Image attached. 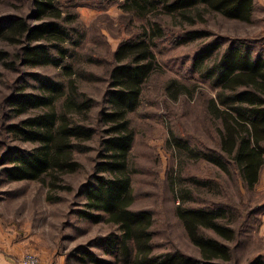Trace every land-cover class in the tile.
Here are the masks:
<instances>
[{"label":"trees","instance_id":"obj_1","mask_svg":"<svg viewBox=\"0 0 264 264\" xmlns=\"http://www.w3.org/2000/svg\"><path fill=\"white\" fill-rule=\"evenodd\" d=\"M59 3L30 0L28 12L0 15L1 67L16 73L23 72L21 68H59L56 77L28 73L26 77L31 74L38 80L34 86L38 91L28 90L29 83H22L4 98L1 125L5 133L0 148H9L7 139L19 143L4 149L3 155L0 152L4 175L13 181H36L47 188L48 200H56L58 192L72 190L66 176L83 167L79 151L92 149L91 172L75 193L77 198L83 197L78 215L91 223L110 226L99 244L112 260L87 253L91 261L232 264L238 234L253 214V207L242 213L240 206L225 198L187 206L183 202L189 193L179 184L181 203L176 206V215L198 255L178 248L155 252L152 211L132 206L134 168L130 155L135 129L129 114L139 106L148 78L160 69L154 49L166 34L162 24L165 17L176 26L169 31L174 41L183 43L209 34L196 26L206 22L210 14L251 22L254 0H121L119 20L127 19L130 27L137 24V30L129 31L109 51L111 59L104 71L106 87L100 99L80 87L84 69L78 48L84 30L77 15L59 7ZM235 39L206 61L217 47L209 43L197 52L193 63L217 88L215 96H204L206 118L219 122L216 146L195 150L174 133L171 136L178 154L188 151L192 158H204L227 174L233 172L246 190H252L264 167V55L253 51L251 39ZM87 58L92 61L95 57ZM193 92L177 78L168 80L164 88L165 97L172 100L183 94L192 97ZM11 116L17 119L8 121ZM92 140L94 145L90 144ZM193 180L199 186L209 183ZM241 216V224L232 225ZM243 264H264V255L259 253Z\"/></svg>","mask_w":264,"mask_h":264},{"label":"rangeland","instance_id":"obj_2","mask_svg":"<svg viewBox=\"0 0 264 264\" xmlns=\"http://www.w3.org/2000/svg\"><path fill=\"white\" fill-rule=\"evenodd\" d=\"M29 1L0 0V15L28 12ZM120 1L59 0V7L75 13L81 22L84 40L78 49L84 76H81L80 87L97 99L106 87L104 71L111 59L109 51L115 49L129 31L137 30V24L130 27L127 26V19L123 22L119 20ZM162 24L166 34L156 42L154 49L160 69L148 78L139 106L129 114L135 129L130 155L134 168L132 206L152 211L155 252L178 248L193 255H198V249L189 240L176 215V206L181 203L178 184L189 193L183 202L187 206L225 198L240 206L242 213L253 207V214L241 226L238 245L233 251L232 264H243L259 253L264 255V177L254 189L246 190L233 172L227 174L204 158H192L188 156V151L178 154L171 134L174 133L195 150L206 151V148L216 146L219 122L206 118L204 96H215L217 88L210 84L209 78L202 76L193 63L197 52L209 43L217 47L206 61L235 38L241 37L254 41L253 51L264 55V9L257 6L252 21L248 23L210 14L206 22L196 26L208 30L209 34L183 43H177L172 38L169 31H174L176 26L172 25L170 17H165ZM88 55L95 57L94 60H88ZM21 69L23 72H8L0 65V139L5 133L1 125L2 104L11 90L22 83H29L28 90L38 91L34 87L38 85V80L31 74L26 77L28 73L37 72L40 77H56L59 74V68L51 66ZM171 78H177L194 89L193 96L183 94L176 100L165 97L164 88ZM97 109L98 106L94 107L91 114L94 115ZM16 119L11 116L8 121ZM6 143L9 148H0L2 155L4 149H12V145L19 144L9 139ZM90 144L94 145L95 140ZM77 156L83 167L65 178L72 185V190L58 192L59 198L52 201L47 199L45 186L31 180H9L3 173L4 165L0 164V233L4 234L0 242L10 247L14 245L17 264L25 253L37 255L40 264H106L91 261L87 253L112 260L99 244V238L110 231V226L103 222L91 223L78 215L83 197L77 198L75 193L78 185L91 172L94 150L79 151ZM193 179L208 180L209 183L199 186ZM242 220L241 216L232 225L238 227Z\"/></svg>","mask_w":264,"mask_h":264},{"label":"crops","instance_id":"obj_3","mask_svg":"<svg viewBox=\"0 0 264 264\" xmlns=\"http://www.w3.org/2000/svg\"><path fill=\"white\" fill-rule=\"evenodd\" d=\"M253 6H254L253 7V16H254V11L257 6H261L264 9V0H254ZM263 171H264V167L262 169V172ZM262 172L259 181H263L264 174L262 175ZM3 237L4 234L0 233V240L3 239ZM14 249H15L14 245H11L10 247L6 243L0 242V264H17L15 259L16 253H14Z\"/></svg>","mask_w":264,"mask_h":264},{"label":"built area","instance_id":"obj_4","mask_svg":"<svg viewBox=\"0 0 264 264\" xmlns=\"http://www.w3.org/2000/svg\"><path fill=\"white\" fill-rule=\"evenodd\" d=\"M20 264H40L37 255L33 253H25L20 261Z\"/></svg>","mask_w":264,"mask_h":264}]
</instances>
